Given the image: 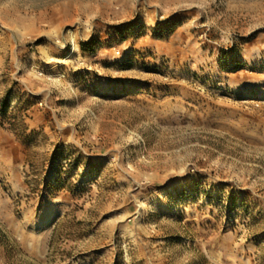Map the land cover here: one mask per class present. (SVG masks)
<instances>
[{
  "label": "rangeland",
  "instance_id": "obj_1",
  "mask_svg": "<svg viewBox=\"0 0 264 264\" xmlns=\"http://www.w3.org/2000/svg\"><path fill=\"white\" fill-rule=\"evenodd\" d=\"M0 264H264V0H0Z\"/></svg>",
  "mask_w": 264,
  "mask_h": 264
},
{
  "label": "trees",
  "instance_id": "obj_2",
  "mask_svg": "<svg viewBox=\"0 0 264 264\" xmlns=\"http://www.w3.org/2000/svg\"><path fill=\"white\" fill-rule=\"evenodd\" d=\"M82 48H84L85 51H89L88 47L83 46Z\"/></svg>",
  "mask_w": 264,
  "mask_h": 264
}]
</instances>
